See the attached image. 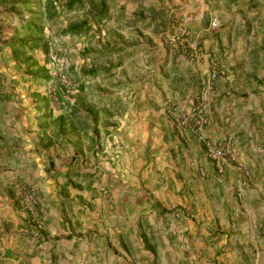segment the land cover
<instances>
[{
  "label": "crops",
  "instance_id": "obj_1",
  "mask_svg": "<svg viewBox=\"0 0 264 264\" xmlns=\"http://www.w3.org/2000/svg\"><path fill=\"white\" fill-rule=\"evenodd\" d=\"M129 4L114 13L188 38L159 67L160 92L129 103L105 138L86 129L89 155L59 173L38 154L39 125L56 116L34 107L42 93L22 77L34 48H0V264H264V0ZM213 62L224 74L203 100L208 123L196 127ZM202 138L227 146L221 172ZM24 183L36 189L40 228L22 206Z\"/></svg>",
  "mask_w": 264,
  "mask_h": 264
},
{
  "label": "rangeland",
  "instance_id": "obj_2",
  "mask_svg": "<svg viewBox=\"0 0 264 264\" xmlns=\"http://www.w3.org/2000/svg\"><path fill=\"white\" fill-rule=\"evenodd\" d=\"M127 2L130 3L129 8L134 7L136 2L140 6H144V0H114V4L110 8V18L101 25L99 34L58 35L54 25L44 23V33L46 36L48 35L46 38L49 41V49L46 50L42 46L34 48V62L26 66L27 69L22 75L25 81L32 80L34 76L32 80L34 93L39 95L42 93V98L34 99V102L38 101L34 107L38 106L39 111L45 107L43 111L49 117L66 115L72 109V105L81 99L85 109L98 114V131L100 137L105 138L107 133L104 127H110V121H117L116 116L119 117L123 114L129 103H132V106L140 107L145 105L142 97L146 96V93L149 92L151 96H156L160 92L163 87L160 84L161 80L165 82L167 79L164 74L158 73L160 72L159 67H163V60L166 56L179 50L177 48L179 43L175 35L178 30L175 31L176 29L172 27L159 35L158 29L150 28L151 19L148 16L142 14L137 16L136 14L127 19H124L123 15L117 16L114 11L119 10L120 14L126 11L125 4ZM117 5H119L118 8H116ZM29 16V11H22L16 15V13L0 5V34L2 39L9 40L14 33H19L16 39H26L25 37L29 35L25 30L22 31L21 25L28 20ZM82 17V12L71 13L67 16L61 14L60 21L61 24H65L68 19L80 20ZM121 45L129 49L133 48L135 54L127 58L129 56L127 50L112 56L102 52ZM32 49L27 48V50ZM84 50L92 51L94 56L84 59L82 56ZM121 58L124 60L120 66L113 68L108 74L99 75L96 78L84 75L88 69L115 67ZM45 103L46 105H44ZM106 113L110 117H105ZM44 115H40L39 119L43 120ZM89 121L83 127L80 125L72 127L66 121L64 123L65 129H68L66 132H58L59 122H53L51 118L49 124L42 123L39 125L42 128L40 130L42 135L39 136L40 143L47 144L46 147L42 146L44 152L38 154L47 159L45 162L48 161V172L59 173L68 165H76L81 155L85 156L86 151V154L89 155L90 143H87L83 134L86 129H92L93 120L89 119ZM48 126L52 127L51 130L54 131H51ZM77 129H80L79 132ZM46 130H49L50 136L47 135ZM68 133L69 135H67ZM99 134H97L98 137ZM81 137L79 148L71 150L69 147L71 139ZM52 143L59 145L54 147L53 155H50L49 147ZM97 144L100 146V141ZM34 193L36 195L35 187ZM37 206L38 209L40 207L39 202H37ZM23 208L26 210L24 206Z\"/></svg>",
  "mask_w": 264,
  "mask_h": 264
},
{
  "label": "trees",
  "instance_id": "obj_3",
  "mask_svg": "<svg viewBox=\"0 0 264 264\" xmlns=\"http://www.w3.org/2000/svg\"><path fill=\"white\" fill-rule=\"evenodd\" d=\"M114 0H0V5L11 10L19 15L22 11H29L30 16L28 20L21 25L22 31L30 36L28 39H21L18 41H9L2 39L0 34V48L3 46H10L14 50L23 51L30 47L36 48L42 46L44 49H49V41L44 33V23H51L56 27L58 35H80V34H99L101 32V25L110 18V8L113 6ZM82 12L83 17L80 20L68 19L65 24H61L60 15L65 16L71 13ZM129 51V57L135 54L133 48L126 46H118L102 51L108 56L114 54H121L124 51ZM84 59L93 57L94 53L89 50L82 52ZM126 58V59H127ZM123 58L119 59L118 64L114 66L102 67L100 69L92 68L84 72V75L91 78H96L99 75L108 74L113 68H117L123 62ZM81 100V99H80ZM78 101L72 105V109L66 115H57L55 122L58 123V132H64L66 121L70 126H84L89 119L93 120L92 131L99 134L98 131V114L92 110L85 109L82 101ZM112 102V101H110ZM105 117H110L105 114ZM110 123V122H109ZM58 136L60 134H57ZM37 198V196H36ZM37 201L39 202L38 198Z\"/></svg>",
  "mask_w": 264,
  "mask_h": 264
},
{
  "label": "built area",
  "instance_id": "obj_4",
  "mask_svg": "<svg viewBox=\"0 0 264 264\" xmlns=\"http://www.w3.org/2000/svg\"><path fill=\"white\" fill-rule=\"evenodd\" d=\"M211 27L215 28L218 25L217 19H212L210 22ZM177 36V42L182 43L184 42L187 37V32L185 29H179L177 33L175 34ZM224 71L222 68H220L216 62L212 63L211 69L208 74V78L206 79L204 85L202 86L200 95L197 100V104L195 105V118H194V126L196 127H203L208 123L207 117L204 115V98L205 94L210 92L213 89V83L214 81L220 76L223 75ZM78 86L77 84H75ZM75 88V87H74ZM203 144L205 146L206 155L209 159H211L216 169L221 172L224 169L227 156H228V150L227 146L224 142L221 141H212L207 138H202ZM21 203L26 208V211L30 214L31 220L34 223V226L36 228H40L41 221L38 215V209H37V198L34 193V189L28 185V184H21Z\"/></svg>",
  "mask_w": 264,
  "mask_h": 264
}]
</instances>
